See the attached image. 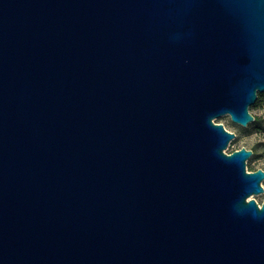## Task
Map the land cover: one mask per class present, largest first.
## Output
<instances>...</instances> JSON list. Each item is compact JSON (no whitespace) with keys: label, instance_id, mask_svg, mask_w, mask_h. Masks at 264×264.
I'll list each match as a JSON object with an SVG mask.
<instances>
[{"label":"water","instance_id":"water-1","mask_svg":"<svg viewBox=\"0 0 264 264\" xmlns=\"http://www.w3.org/2000/svg\"><path fill=\"white\" fill-rule=\"evenodd\" d=\"M263 91L264 0H0V264H264Z\"/></svg>","mask_w":264,"mask_h":264},{"label":"rangeland","instance_id":"rangeland-1","mask_svg":"<svg viewBox=\"0 0 264 264\" xmlns=\"http://www.w3.org/2000/svg\"><path fill=\"white\" fill-rule=\"evenodd\" d=\"M249 112L254 116L256 122L250 121L247 125H241L233 122L228 114L218 116L215 122L223 124L234 137L225 147V152H231L246 147L252 150L251 156L246 161L247 171H253L257 168L264 170V91L257 93L256 101L249 106ZM264 189V179L261 181ZM254 198L258 203L264 200V191L259 194H252L248 198Z\"/></svg>","mask_w":264,"mask_h":264},{"label":"trees","instance_id":"trees-1","mask_svg":"<svg viewBox=\"0 0 264 264\" xmlns=\"http://www.w3.org/2000/svg\"><path fill=\"white\" fill-rule=\"evenodd\" d=\"M253 122H256V119L254 118Z\"/></svg>","mask_w":264,"mask_h":264}]
</instances>
